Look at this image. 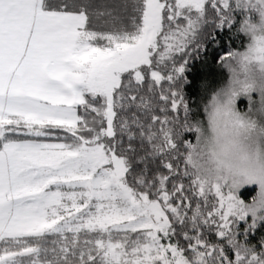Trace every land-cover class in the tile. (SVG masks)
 Returning <instances> with one entry per match:
<instances>
[{
  "label": "snow or ice",
  "instance_id": "6c2138e0",
  "mask_svg": "<svg viewBox=\"0 0 264 264\" xmlns=\"http://www.w3.org/2000/svg\"><path fill=\"white\" fill-rule=\"evenodd\" d=\"M0 264H264V0H0Z\"/></svg>",
  "mask_w": 264,
  "mask_h": 264
}]
</instances>
